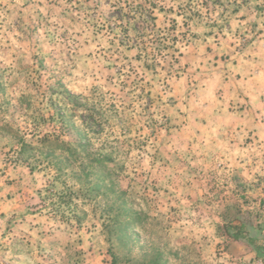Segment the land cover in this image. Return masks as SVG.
Listing matches in <instances>:
<instances>
[{
  "label": "rangeland",
  "instance_id": "rangeland-1",
  "mask_svg": "<svg viewBox=\"0 0 264 264\" xmlns=\"http://www.w3.org/2000/svg\"><path fill=\"white\" fill-rule=\"evenodd\" d=\"M0 264H264V0H0Z\"/></svg>",
  "mask_w": 264,
  "mask_h": 264
},
{
  "label": "trees",
  "instance_id": "trees-1",
  "mask_svg": "<svg viewBox=\"0 0 264 264\" xmlns=\"http://www.w3.org/2000/svg\"><path fill=\"white\" fill-rule=\"evenodd\" d=\"M23 142L25 143L26 140H23ZM234 237H235V238H238V237H239V234H236Z\"/></svg>",
  "mask_w": 264,
  "mask_h": 264
}]
</instances>
